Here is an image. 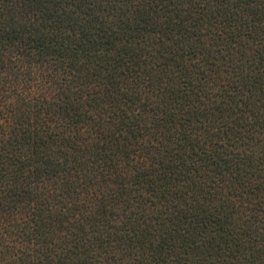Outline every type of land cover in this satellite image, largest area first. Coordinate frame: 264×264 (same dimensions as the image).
Masks as SVG:
<instances>
[{"label": "trees", "instance_id": "trees-1", "mask_svg": "<svg viewBox=\"0 0 264 264\" xmlns=\"http://www.w3.org/2000/svg\"><path fill=\"white\" fill-rule=\"evenodd\" d=\"M0 264H264V0H0Z\"/></svg>", "mask_w": 264, "mask_h": 264}]
</instances>
